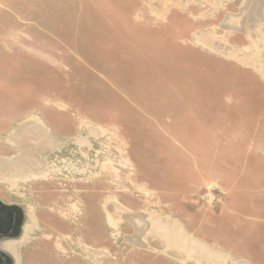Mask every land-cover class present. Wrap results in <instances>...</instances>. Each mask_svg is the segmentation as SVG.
I'll return each mask as SVG.
<instances>
[{
  "label": "rangeland",
  "instance_id": "rangeland-1",
  "mask_svg": "<svg viewBox=\"0 0 264 264\" xmlns=\"http://www.w3.org/2000/svg\"><path fill=\"white\" fill-rule=\"evenodd\" d=\"M29 6L0 0L9 264H264V0Z\"/></svg>",
  "mask_w": 264,
  "mask_h": 264
},
{
  "label": "water",
  "instance_id": "water-1",
  "mask_svg": "<svg viewBox=\"0 0 264 264\" xmlns=\"http://www.w3.org/2000/svg\"><path fill=\"white\" fill-rule=\"evenodd\" d=\"M16 212V214L19 212V220H18V224H21L22 222V217H21V210L19 207L17 206H13V205H7L5 203H3L2 201H0V231H3L7 225H9L12 221V209ZM20 227L18 226L17 230L13 233V235H16L19 231ZM4 252L0 251V263L3 260L4 257Z\"/></svg>",
  "mask_w": 264,
  "mask_h": 264
},
{
  "label": "flooded vegetation",
  "instance_id": "flooded-vegetation-1",
  "mask_svg": "<svg viewBox=\"0 0 264 264\" xmlns=\"http://www.w3.org/2000/svg\"><path fill=\"white\" fill-rule=\"evenodd\" d=\"M12 210V221L9 225H7V227L3 230L0 231V237H9V236H13V233L17 230L18 226L20 227L21 224H18V220H19V212L16 214V212ZM1 252H4L2 250H0ZM4 257L3 260L0 264H9L10 263V257L4 252Z\"/></svg>",
  "mask_w": 264,
  "mask_h": 264
},
{
  "label": "crops",
  "instance_id": "crops-1",
  "mask_svg": "<svg viewBox=\"0 0 264 264\" xmlns=\"http://www.w3.org/2000/svg\"><path fill=\"white\" fill-rule=\"evenodd\" d=\"M40 12H42V9L37 6V0H30V6H29L28 13H31V14L35 13L34 15H36V14H38ZM45 12L51 13L50 9H48V8H46Z\"/></svg>",
  "mask_w": 264,
  "mask_h": 264
},
{
  "label": "bare ground",
  "instance_id": "bare-ground-1",
  "mask_svg": "<svg viewBox=\"0 0 264 264\" xmlns=\"http://www.w3.org/2000/svg\"><path fill=\"white\" fill-rule=\"evenodd\" d=\"M237 264H250L248 261H239Z\"/></svg>",
  "mask_w": 264,
  "mask_h": 264
}]
</instances>
